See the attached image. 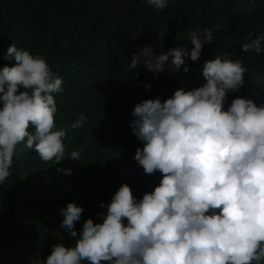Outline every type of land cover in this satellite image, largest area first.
<instances>
[{
  "label": "clouds",
  "instance_id": "1",
  "mask_svg": "<svg viewBox=\"0 0 264 264\" xmlns=\"http://www.w3.org/2000/svg\"><path fill=\"white\" fill-rule=\"evenodd\" d=\"M157 10L166 0H147ZM157 14H159L157 12ZM213 38L211 29L191 32L193 48H173L155 55L151 46L131 58L137 68L144 58L153 74L164 71L169 56L172 70L195 62ZM242 51L260 54L264 34L248 33ZM4 59L13 67L0 69V184L12 175L17 145L35 148L45 161H62L65 129L55 128L53 94L63 80L41 55H32L13 42ZM184 73L189 71L183 67ZM248 71L240 59L216 55L205 61L202 87L174 92L171 98L135 105L132 134L144 143L134 159L145 174L159 171L162 179L139 201L122 184L107 205L102 223H83L74 247L57 243L46 264H260L264 261V105L235 98L223 110L226 94L237 92ZM154 78L155 75H154ZM150 88L151 86H146ZM22 89V90H21ZM83 114L71 125L83 127ZM33 131H28L30 128ZM80 161L81 150L72 151ZM71 175V169H57ZM60 227L76 237L75 222L83 208L68 203L60 209ZM127 224L125 225L124 220Z\"/></svg>",
  "mask_w": 264,
  "mask_h": 264
},
{
  "label": "trees",
  "instance_id": "2",
  "mask_svg": "<svg viewBox=\"0 0 264 264\" xmlns=\"http://www.w3.org/2000/svg\"><path fill=\"white\" fill-rule=\"evenodd\" d=\"M205 28L213 38L197 61L185 56V65L173 71L169 56L164 71L153 74L141 57L131 68L132 56L144 47L151 46L155 55L173 48L190 52L191 32ZM250 32L253 38L264 34V0H166L162 10L147 0H0V69L16 64L3 58L13 42L43 56L63 80V91L53 94V130L66 131V157L59 163L17 145L12 175L0 184V264H28L33 252L45 249L50 255L57 243L74 247L87 219L103 222L107 209L100 204H109L122 184L137 201L159 185L162 174H145L134 159L144 147L129 126L134 117L110 110L118 96L139 92L163 102L178 89L202 87L203 64L218 54L240 59L248 69L243 86L226 94L223 110L238 97L264 105V41L260 54L242 51ZM81 114L85 124L72 129ZM75 150H81L80 161L69 157ZM68 203L83 208L74 224L76 237L60 227V209Z\"/></svg>",
  "mask_w": 264,
  "mask_h": 264
},
{
  "label": "rangeland",
  "instance_id": "3",
  "mask_svg": "<svg viewBox=\"0 0 264 264\" xmlns=\"http://www.w3.org/2000/svg\"><path fill=\"white\" fill-rule=\"evenodd\" d=\"M145 100H147L146 97L139 92L125 99H121L118 96L110 110L119 114L121 112L132 113L135 105ZM48 256L49 253L45 249L35 251L31 254L28 264H46V258ZM253 264H257V262L254 261ZM260 264H264V261H261Z\"/></svg>",
  "mask_w": 264,
  "mask_h": 264
}]
</instances>
